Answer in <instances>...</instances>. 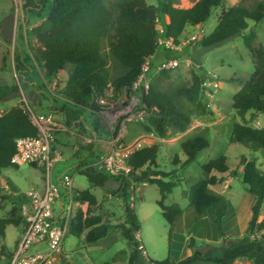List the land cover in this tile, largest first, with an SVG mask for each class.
<instances>
[{"label":"trees","instance_id":"1","mask_svg":"<svg viewBox=\"0 0 264 264\" xmlns=\"http://www.w3.org/2000/svg\"><path fill=\"white\" fill-rule=\"evenodd\" d=\"M145 1L25 0L22 8L26 14L46 12L44 21L31 30L37 44L32 56L42 65L45 79L55 78L68 69L62 89L55 97L50 94L45 97L50 104L48 110L62 113L63 126L73 127L79 135H85L87 131L80 117L86 113L98 121L96 113L99 112V107L95 101L97 96L104 95L109 90L114 97L124 90L129 94L135 92L132 86L141 73L143 63L158 48L155 30L158 17L164 19L162 37L178 44L187 27L203 25L211 11L224 0H195L187 8L175 6V0H155V5H147ZM261 20H264V0H254L251 5L239 0L236 5L220 13L214 30L199 42V47L205 51L239 37L250 52L253 72L232 96V108L242 120L250 112L264 114V46L254 45L255 33L248 26V22L258 23ZM104 40L110 56L121 68V72L115 77L108 75L107 61L101 53ZM165 52L167 58L169 53ZM13 60L16 71L24 77L25 72H29V67L25 65L27 59L17 49ZM159 75L140 97L145 117L137 124L142 133L164 140L184 133L189 128L193 115H206L210 111L201 98L205 73L199 75L190 71L188 80L169 89H162L159 84L161 76H166V71ZM20 87H28L22 77L19 85L0 84V105L16 98ZM36 135V127L21 107H10L1 115L0 172L18 168L10 163L15 152V140ZM230 141L252 152L264 150V129L236 123L232 126ZM208 145V139L202 131L182 140L180 147L185 156L182 166L195 161L199 152ZM80 150H86L87 156L78 161L75 169L86 178L89 187L107 190L112 189L108 187L109 183H118L115 192L121 195L125 204L124 223L114 227L120 230L132 247L133 253L128 264H133L138 258V242L133 233L140 230L135 211L128 205L127 193L130 192L132 183H146L157 188V205L169 226L170 243L175 224L183 211L177 204L166 205L165 201L180 183L175 180L174 171L166 173L156 170L158 144L143 147L131 154L128 160L132 169L129 178L112 177L99 167L89 166L98 158L94 143L78 144L74 155L77 159ZM41 171L43 172L42 169ZM201 172L202 178L186 192L192 216L189 224L204 218L211 210L219 245L201 258L196 240L191 237L188 243L189 255L183 260H149L148 264H233L239 259L251 264H264V217L260 216L264 205V172L257 167L255 160H243L241 183L245 191L254 197V204L250 220L240 237L229 236L224 232L222 219L227 212V200L222 193L213 190V187L221 186L227 177L236 176L230 170L226 156L220 155L201 165ZM135 176L144 177L134 180ZM7 184L15 196H6L10 209L0 217V254L10 257L5 252V230L7 226L24 228L26 222L21 215L20 205L26 198L11 182ZM72 201L85 208H78L70 218L68 235L82 238L85 245L106 237L111 223L93 214L97 200L89 190L74 192Z\"/></svg>","mask_w":264,"mask_h":264},{"label":"rangeland","instance_id":"2","mask_svg":"<svg viewBox=\"0 0 264 264\" xmlns=\"http://www.w3.org/2000/svg\"><path fill=\"white\" fill-rule=\"evenodd\" d=\"M145 2L147 5L156 4L155 0H146ZM238 2L239 0H224L220 6L211 11L210 17L203 25L187 27L180 37V49L175 55L180 61L179 66L173 70L166 71V76H161L160 87L162 89H169L177 87L188 80L190 71H194L199 75L205 73L207 85L202 88L201 98L210 112L201 116L193 115L188 128L190 130L189 133H185L187 132L185 131L164 140L157 139L152 134L142 133L137 123L143 121L145 116L140 118L135 116V109L140 104V97L142 95L140 91L129 94L124 90L117 97H114L111 91H107L101 97L97 96V102L102 98L105 103L104 106L97 104L99 107V112L96 113L98 123L104 127L102 135L97 134L98 139L110 140L117 137L128 144L143 139L145 147L158 144L159 151L156 158L158 167L156 170L166 173L175 172V180H179L180 184L173 189L165 204H177L182 209L183 215L175 224V231L171 235V240L178 233L183 237H187L189 228L194 223L189 224L192 216L186 192L192 184L202 178L201 165L220 155L226 156L227 164L230 170L236 173V176L231 177L233 180L228 185V188L223 186L226 185V182H224L225 184L223 183L221 186L213 187V190L219 192L225 189L224 196L230 208L229 220L234 219L237 223L244 215H247L246 211L249 203V199L246 196L248 193L241 183V177L238 176L239 171L242 172L243 160H255L257 167L264 172V150L252 152L230 141L231 129L236 123L264 129V114L250 112L242 120L232 108L233 94L241 88L242 82L246 81L253 72L250 52L239 37L205 51L199 47V42L188 43V38L191 35L200 33L201 39L208 36L214 30L216 19L220 13L236 5ZM242 2L246 5H251L254 0H242ZM194 3L195 0H175V6L182 8L190 7ZM45 17L46 12H40L38 15L26 14L22 7H15L11 0H0V84L19 85L22 77L28 86L27 88L20 87L19 95L16 98L1 104L0 114L6 112L10 107L19 106L28 116L30 115L29 111L39 116L50 115L48 112L50 104L45 97L49 94L55 97L57 92L64 86L68 69L59 73L55 78L45 79L42 65L32 56L37 44L31 35V30L36 25L41 24ZM162 22H164V19L158 17L155 25L156 41L161 36L159 31L162 29ZM248 26L255 33L254 45L256 47L264 46V20L258 23L248 22ZM17 49L27 59L25 65L29 67V72H25L24 77L15 69L13 59ZM101 53L107 61L108 75L110 77L117 76L121 72V68L110 56L105 40L101 44ZM165 53L162 46L158 45L154 55L148 58V86L155 78L160 77V72H156L155 67L164 60ZM105 111L118 113L115 122L111 123L103 115L102 112ZM52 118L56 124L67 128L63 126V122L58 117L52 116ZM201 131L204 132L208 139V147L199 152L195 161L182 166L185 156L180 147L181 141ZM114 133L115 135H113ZM63 135L67 137L68 132L59 130L56 133L53 148L60 152H66V154H63L61 160L57 161L51 168L50 179L52 182L57 177H61L64 171L72 164V160L67 158V154L69 153L71 157H74L76 153L72 150L73 142L69 139L67 146L62 149L58 147L60 144L59 139ZM36 168L34 165H20L17 169L1 171V175L3 179H10L22 191H26L30 188L31 184L39 183L44 178V173L41 169ZM152 169L155 170V168ZM68 171L73 173L74 184L77 190H89L90 194L96 198L97 204L93 210L94 215H99L103 220H107L115 225L121 224L124 221L125 204L121 195L115 192L118 183H109L108 187L112 189L107 190L97 187L87 188L89 185L83 175L74 173L72 169H68ZM6 182L5 180L2 186H0V217L4 216L5 203L7 202V195L4 192L8 186ZM127 195L128 205L134 209L140 225V230L138 231L140 244L147 254L146 258V256H142L138 252V258L134 260L133 264H148L149 260L163 261L169 257L177 259L182 248L180 246L181 242L177 243L174 247L170 246L168 239L169 226L162 217L160 208L157 205L159 199L157 188L149 184L142 186L141 183H132L130 192ZM260 216L264 217V205H262ZM206 217L204 220V239L206 241L200 242L196 239L198 247L203 245H219L217 231L210 218V211ZM16 233L15 227H8L9 238L13 240ZM253 237L254 235L251 236V238ZM123 245L124 243L121 242L115 245L110 252L105 253L99 252L98 248H88L85 251L83 239H77L68 235L62 247L63 251L71 256L72 262L75 264H104L110 262L113 252H117ZM86 253L90 257V260L84 258L83 255ZM242 263L251 264L243 259Z\"/></svg>","mask_w":264,"mask_h":264},{"label":"built area","instance_id":"3","mask_svg":"<svg viewBox=\"0 0 264 264\" xmlns=\"http://www.w3.org/2000/svg\"><path fill=\"white\" fill-rule=\"evenodd\" d=\"M15 7H22L25 0H11ZM160 38L157 41L166 51L168 57L156 67V72L168 71L177 68L180 64L175 56L180 49V44H175L172 39L162 37L163 29H160ZM203 39V38H202ZM201 34L189 36L188 43L200 42ZM148 59L142 65L141 73L132 86L135 92L145 93L148 89ZM204 82L202 85L206 86ZM216 86V84H214ZM111 91V90H109ZM206 95H208L206 93ZM100 97L102 95H99ZM97 100V98H96ZM95 100V101H96ZM99 106H104L102 98ZM135 116H145V112L139 104ZM30 121L37 129L34 137H21L15 140V152L10 163L16 166L34 165L43 170L45 185L42 191L30 190L24 193L26 201L20 205V212L26 224L16 243L15 249L9 257V264H57L62 253V244L67 233L68 223L71 218V208L66 206L59 216L54 215V205L61 197L60 188L50 182V170L53 165L61 160V155L53 148L56 133L65 128L56 124L51 115L39 116L30 112ZM109 121L115 122L117 112H102ZM2 114H0L1 117ZM141 120V119H140ZM144 146V140L139 139L132 143H125L119 138H111L108 146L98 155L97 165L112 177L129 178L131 167L128 163L131 154ZM62 189L71 192L72 180L69 174H63L59 179ZM138 242L137 250L142 256H146L145 249L140 244L138 231L133 233ZM235 264H243L241 260Z\"/></svg>","mask_w":264,"mask_h":264},{"label":"crops","instance_id":"4","mask_svg":"<svg viewBox=\"0 0 264 264\" xmlns=\"http://www.w3.org/2000/svg\"><path fill=\"white\" fill-rule=\"evenodd\" d=\"M48 112L50 113V115H52L54 117L55 116L58 117L61 121L63 120L62 119L63 115H62L61 112H57L55 110H48ZM80 119H81V121H82V123L84 125V128L87 131V133L85 135H79L77 133V130L74 129L73 127L65 128L63 131L68 132V135H67V137H65L64 135L60 137V139H59L60 140V144H59L58 147H60L61 149L64 148L65 146L68 145V141L71 140L73 142L72 150L76 152L78 150V144L85 145L87 143H91L92 142L95 145L96 153H97V156H98L99 154H101L104 151V149L108 146V144L110 142V140H103V139L100 140L97 137V134H101L104 131V127L100 123H98V121L95 119L94 116H91L89 114L84 113L80 117ZM186 131L187 132H185V133H189L190 132L189 129H187ZM156 141H157V139H156ZM55 151H57L61 155V157H62L63 154H66V152H60L57 149ZM67 155H68L67 158L72 160V164L68 167V169L69 170L72 169L74 173H78V171L75 169V167H76V165L78 163L77 158L71 157L69 155V153ZM78 155H79V160H81V159H83L84 157L87 156V151L86 150H80ZM96 160L97 159H95L93 162H91L89 164V166L97 167L98 165H97V161ZM36 169H38V168H36ZM68 169L66 171H64V174H69L70 177H71V180H72V191L71 192H68V191L62 189V187L60 185V182H59L60 176L57 177V179L54 182H52V180L50 179V182L52 184L57 185L60 188V191H61V197L57 201V203L54 205V215L55 216H59L60 213H61V210L64 207H66L67 205L70 206V208H71V217L75 214V211L78 208H80V207L83 208L84 207V206H79V204H77L76 202L72 201V194L74 192H81L83 190L80 191V190H77L75 188L73 173L69 172ZM238 176L241 177V171H239ZM227 178L228 179L227 180L225 179V181H224V182H226V185H223L225 188L226 187L228 188L229 187L228 185L233 180L231 177L230 178L227 177ZM5 180L7 182H11L19 190V192H21L23 194L26 193L27 191L32 190V189L38 190V191H42L43 188H44V185H45L44 178H42L39 183H33V184H31V186H30V188L28 190L22 191L10 179H3L2 175H1V172H0V186H2V183ZM141 185L145 186L146 183H141ZM87 188H89V186ZM4 192H6L5 193L6 195L15 196V193L11 192L9 186H7V188H5ZM217 193H222L224 195L225 189H222L221 191H219ZM246 196L249 199V203H248L247 211H246L247 215H244V217L242 219H240V221L238 223L234 219L229 220L230 208H229V205H228V202H227V212H226V215L222 219V228H223L224 232L227 235H229V236H242L241 234H244V231H245V229L247 227V223L250 220L251 207L254 204V197L252 195H250V194H248V195L246 194ZM5 204L6 205H5L4 214L7 213L9 211V209H10V202L8 201V199H7V202ZM209 211H210V215H211V210H209ZM249 211H250V213H249ZM206 218L207 217L205 216L204 218H202L200 220H197L193 224H191V227L189 228V232H188L187 237H183L179 233L175 234L173 236V238H172V240L170 242V246L174 247V246H176L177 243L181 242L180 246L182 248H181L180 254H179L177 259H171L170 257H169V259L174 260V261H180V260H183L184 258H186L189 255L188 243H189V239L191 237L194 238L195 240L198 239L200 242L206 241L204 239V231H205L204 220ZM210 218H211V221H212V216ZM122 223H124V221ZM114 225L115 224H111L109 226L108 233H107L106 237L96 241L93 244L85 245L84 249L86 251L88 248H98L99 252L105 253V252H110L115 245L120 244L121 242H123L124 245L122 246V248H119V250L117 252L114 251L115 254L113 252V256L111 257L110 263L111 264H128L130 256L133 253L132 247L127 243L126 239L123 238V236L120 233V230L116 229L114 227ZM8 227L9 226H7V228L5 230L4 244H5V252L7 254L11 255L12 252L14 251V249H15L16 243H17V241H18L23 229L16 228L17 233H16L15 238L12 240L11 238H9V235H8ZM67 236H68V228H67V233H66V235L64 237L63 242L65 241ZM217 241H218V239H217ZM74 254H76V253H74ZM83 256H84V258H86V260H90V257L87 255V253L85 255H83ZM146 258H147V254H146ZM65 262H67V264H75L74 262H72L71 256L67 255L63 251V247H62V253L60 255V259L57 262V264H64ZM0 264H9V257L0 254Z\"/></svg>","mask_w":264,"mask_h":264},{"label":"water","instance_id":"5","mask_svg":"<svg viewBox=\"0 0 264 264\" xmlns=\"http://www.w3.org/2000/svg\"><path fill=\"white\" fill-rule=\"evenodd\" d=\"M143 177L144 176H141V177L135 176V177H133V179L137 180V179H142ZM213 248H214V246H212V245H203V246L199 247L197 249V251L200 253V257L203 258L206 255V253L213 250ZM240 260L242 261V259H240Z\"/></svg>","mask_w":264,"mask_h":264},{"label":"flooded vegetation","instance_id":"6","mask_svg":"<svg viewBox=\"0 0 264 264\" xmlns=\"http://www.w3.org/2000/svg\"><path fill=\"white\" fill-rule=\"evenodd\" d=\"M24 80V79H23Z\"/></svg>","mask_w":264,"mask_h":264}]
</instances>
